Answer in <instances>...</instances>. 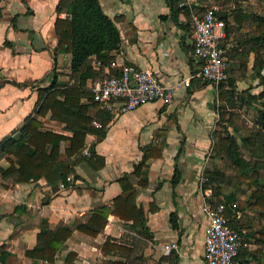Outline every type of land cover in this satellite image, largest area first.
<instances>
[{
  "label": "crops",
  "instance_id": "0c3cea01",
  "mask_svg": "<svg viewBox=\"0 0 264 264\" xmlns=\"http://www.w3.org/2000/svg\"><path fill=\"white\" fill-rule=\"evenodd\" d=\"M98 1L119 30V48L111 53L109 62L91 56L72 71L71 55L60 52L57 46L55 21L66 17L64 9H57L59 0H0V168H8L9 159H13L2 143L9 139L18 147V140L27 136L22 128L34 116L39 90L55 79L61 87L75 85L90 66L92 74L84 87L90 91L93 75L119 72L122 64L149 68L165 85L199 70L200 63L193 55L191 14L178 10L175 0ZM197 1L202 11L215 7L217 16H227L229 28L226 31L224 20L219 18L224 26L216 33L226 50L233 91L244 90L238 89L245 80L240 75L246 71L250 78V66L258 56H264V45L261 48L250 39L256 30L253 15H264V2ZM253 71L256 73L254 65ZM223 87L230 90L229 84ZM221 100L217 87L193 78L189 87L176 90L170 105L155 102L121 112L120 102L111 109L90 104L88 113L93 121L100 123V111L108 114L105 136L87 133L83 149L72 157L64 153L68 142H60L59 161L71 164L84 157L74 166L75 174H68L72 182L66 188H60L61 180L52 183L45 176L23 182L16 180V172L0 174V255L7 253L5 264H206L203 254L208 219L201 211L198 174L207 165L210 131ZM35 118L42 131L71 135L65 123L49 112ZM92 147L103 159L99 168L89 159ZM152 147L160 153L147 160L139 176L134 174L144 150ZM175 166L179 180L172 185ZM124 176L133 186L132 202L142 211L141 222L110 213L96 236L75 228L86 224L102 206L113 210V200L125 195L118 182ZM139 180H145L146 185H140ZM242 216L252 233L243 231L247 240L241 242L240 259L243 264H264V232L258 228L264 211L246 209L238 219ZM64 226L72 234L54 262L26 255L38 244L42 228L55 232ZM106 241L110 244L104 253ZM172 244L175 247L167 248ZM69 253H75L71 262Z\"/></svg>",
  "mask_w": 264,
  "mask_h": 264
},
{
  "label": "trees",
  "instance_id": "16d2710c",
  "mask_svg": "<svg viewBox=\"0 0 264 264\" xmlns=\"http://www.w3.org/2000/svg\"><path fill=\"white\" fill-rule=\"evenodd\" d=\"M178 10H181L177 6ZM264 2V0H259ZM240 6L239 4L236 5ZM57 9H64L66 12L65 18L57 17L55 21V28L58 37V49L62 53H69L71 55L70 68L72 71H77L83 63H86L91 56H95L97 61L102 63L112 60L111 53L118 50L120 45V33L114 21L108 17L98 0H59ZM206 9V8H205ZM204 9V10H205ZM203 10V11H204ZM196 11L203 12L201 8L197 7ZM188 12V11H187ZM240 14V13H239ZM217 15V14H216ZM224 20L225 30L227 31L228 20L227 16H217ZM235 18L239 20L238 14ZM253 20L256 24V30L250 38L252 44H257L263 48L264 45V15L254 14ZM8 44V43H6ZM258 65V66H257ZM264 65V58L258 56L255 59L254 66H257L256 72L261 83L264 86V74L260 71ZM228 72V69H227ZM91 67L88 66L84 72L81 73L77 84L61 87L56 79L46 88L39 90V101L34 109V116L29 117L22 130L27 133V136L18 140V147L13 146V141L7 139L2 143L3 150L7 154L12 155L13 159H9L10 166L6 169L0 168L1 175H8L14 172L17 173V181H36L42 176H45L49 182H57L58 180H65V177L72 173L75 174L74 166L80 162L84 157H77L73 163L59 161L60 157V142L67 141L68 144L64 149L67 157H72L79 154L84 147L85 136L87 133L95 134L102 138L105 136V128L108 122V114L100 111L98 114V121L101 124L100 128L93 125L94 117L88 113L89 105L94 104L101 107L93 100L91 91L84 90L86 78L90 76ZM118 74V72L111 73ZM56 77V74L54 75ZM99 75H93L95 80ZM93 80V81H94ZM230 90L224 89L222 84L218 85L219 99H228V96L233 94L234 79L227 78ZM230 96V97H231ZM86 99L84 103L82 100ZM104 110V109H103ZM51 117L65 123L66 128L71 132V135H62L52 131L40 130L41 123L35 116H44L47 113ZM97 120V119H96ZM246 137H242L241 141L246 142ZM222 149L231 159L232 164L242 170L241 177L252 186H257V182L248 177L245 173V168L250 166V162L243 159L239 150L233 147V141L230 136L221 139ZM89 159L97 167L103 165V159L96 155L93 147L91 148ZM160 151L156 148H149L144 150L142 160L135 165L134 174L140 175L143 168L147 166L146 162L155 153ZM160 153V152H159ZM158 153V154H159ZM264 156V152L262 153ZM174 175L171 177L172 185H175L179 180V170L175 166ZM205 172H208L207 170ZM124 196L119 195L113 200L114 208L110 210L106 206L100 207L99 210L94 211L86 224H77L75 228L83 231L91 236H96L98 231L106 225L108 215L114 214L124 220H132L133 223H140L142 211L132 202L133 186L127 177L118 179ZM140 185H146V181L139 180ZM263 186L255 188L251 193V200H238L235 208L229 206L225 209V216L228 219V224L231 228L237 230L234 222L238 219L239 213H243L246 209L255 210L259 212L264 211V189ZM213 191V195L219 194V189ZM235 197L229 194L225 197L224 202H232ZM234 225V226H232ZM239 233V236L240 232ZM72 234L69 227H60L55 232L48 231L42 228L37 234L38 244L31 250L26 251V255L41 259L48 263L55 260L56 254L62 247L63 242ZM106 241L102 245V251L105 253L109 245ZM117 247L113 245V247ZM243 247V246H242ZM240 248L236 260L239 264H243L240 255L243 248ZM7 253L3 252L0 255L1 264H5ZM75 253H69L68 261H72ZM70 257V258H69ZM34 264H40L37 261Z\"/></svg>",
  "mask_w": 264,
  "mask_h": 264
},
{
  "label": "built area",
  "instance_id": "2783aa9c",
  "mask_svg": "<svg viewBox=\"0 0 264 264\" xmlns=\"http://www.w3.org/2000/svg\"><path fill=\"white\" fill-rule=\"evenodd\" d=\"M177 6L191 14L193 55L200 63L199 70L173 85H165L149 68L122 64L118 74L99 75L90 87L93 100L101 107L111 109L114 103L120 102L119 111L126 112L148 103L170 105L176 90L189 87L193 78L214 87L227 80L228 58L216 33V29L222 28L224 24L217 17L216 8L206 7L198 13L197 0H177ZM93 125L101 127L96 121H93ZM207 180L200 173L198 186L202 195L201 211L208 219L204 234V260L206 264H239L236 258L242 245L240 236L237 230L229 226L225 216L226 207L235 208L236 204L214 202L212 191L205 187ZM70 182L72 176L67 175L60 182V188H66ZM169 247L175 245H167Z\"/></svg>",
  "mask_w": 264,
  "mask_h": 264
},
{
  "label": "rangeland",
  "instance_id": "374dc122",
  "mask_svg": "<svg viewBox=\"0 0 264 264\" xmlns=\"http://www.w3.org/2000/svg\"><path fill=\"white\" fill-rule=\"evenodd\" d=\"M261 11L264 12V9ZM253 65L250 66L252 69L249 72L250 78H247L249 75L246 71L240 75V78L245 80L237 88L245 89L237 92L235 88L232 96L229 95L228 99L221 100L217 109L218 117L210 131L211 142L206 153L207 165L199 171L198 177L200 173L207 177L205 187L211 191L219 189L217 196H214L212 191L214 202H224L229 194L235 197L229 203L237 204L238 200H251L252 191L264 185V156L262 155L264 152V86L260 84L261 79L257 72L253 71ZM260 70L264 74V65ZM224 84H228V80ZM226 136L232 138L233 147L239 150L241 157L250 162V166L245 168V173L257 182V186L249 185L241 177L242 170L235 167L230 157L220 150L222 149L221 139ZM242 137H246V142L241 141ZM206 170L208 172H205ZM262 219L258 228L264 232V216ZM234 225L237 231L242 233L240 234L241 242H245L247 238L243 236V231L248 229L245 233H252L250 225L247 226L243 216L237 219Z\"/></svg>",
  "mask_w": 264,
  "mask_h": 264
}]
</instances>
